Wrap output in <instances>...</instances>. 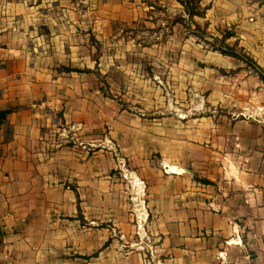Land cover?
I'll use <instances>...</instances> for the list:
<instances>
[{
  "label": "crops",
  "instance_id": "0c3cea01",
  "mask_svg": "<svg viewBox=\"0 0 264 264\" xmlns=\"http://www.w3.org/2000/svg\"><path fill=\"white\" fill-rule=\"evenodd\" d=\"M198 2L204 12L194 25L232 31L229 44L264 75V0ZM57 11L54 3L0 0V264H264V119L248 115L247 84L257 78L246 72L229 95L206 102L227 112L168 129L110 123L92 102L99 91L84 70L89 59ZM236 65L229 57V71ZM55 118L60 131L80 128L82 141L91 133L100 141L109 123V138L145 185L134 187L143 192L146 240L136 238L122 181L106 177L115 169L111 157L54 138ZM106 183L120 189L116 213L91 217L90 189ZM91 221L110 222L124 239L106 244L109 230L92 229Z\"/></svg>",
  "mask_w": 264,
  "mask_h": 264
},
{
  "label": "rangeland",
  "instance_id": "374dc122",
  "mask_svg": "<svg viewBox=\"0 0 264 264\" xmlns=\"http://www.w3.org/2000/svg\"><path fill=\"white\" fill-rule=\"evenodd\" d=\"M28 1L41 6L54 3L58 9V22H68L69 39L74 47H83V56L88 57L90 68L84 70L92 73L91 85L97 86L99 91L92 102L98 111L105 112L110 118L108 122L118 118L117 122L121 121L122 126L152 123L155 128L168 129L178 121L187 123L191 118L209 117L212 111L227 112L223 108L211 109L206 102L229 95V85L237 84L246 72H249L248 77L257 78L247 84L251 101L248 115L255 120L264 119V104L260 105L261 71L236 42L229 44L232 31L225 28L209 31L206 23L194 25V16L190 17L180 3L186 0H175L184 13L172 8V2L167 0ZM133 5L135 12H132ZM192 7L196 8L194 4L188 6L189 9ZM203 12L195 16L200 17ZM229 57L237 63L230 71ZM73 66L81 67V64L75 60ZM101 98L105 99L104 106H101ZM53 121L56 127L53 134L58 132L54 138L63 134L69 145L88 151L90 157L98 151L111 157L110 164L115 163V169L107 170L106 177L122 181L133 226V199L137 198L134 186L139 184L144 189L145 185L119 146L109 138V123L106 132L100 135V141L93 139L92 133L90 139L82 141L80 128L60 131L61 121L58 118ZM160 167H163L161 161ZM119 192L120 189H115L111 183L90 189L91 217L115 214ZM89 224L92 229L109 230L111 238H107L106 244L111 239H124L116 235L110 222L100 227L93 221ZM123 244H129V241ZM145 244L146 248L155 250L149 239Z\"/></svg>",
  "mask_w": 264,
  "mask_h": 264
},
{
  "label": "built area",
  "instance_id": "2783aa9c",
  "mask_svg": "<svg viewBox=\"0 0 264 264\" xmlns=\"http://www.w3.org/2000/svg\"><path fill=\"white\" fill-rule=\"evenodd\" d=\"M139 192L141 195H138ZM139 192H137V198L133 199V203H135L133 212H134V219H135V224H136V229H137V231L135 232L136 233L135 235L138 237L140 241H142V240L147 239L144 233V228H143L146 224L147 216H145V210L143 207L144 202L143 200L142 201L140 200V198L143 196V192L141 189Z\"/></svg>",
  "mask_w": 264,
  "mask_h": 264
},
{
  "label": "trees",
  "instance_id": "16d2710c",
  "mask_svg": "<svg viewBox=\"0 0 264 264\" xmlns=\"http://www.w3.org/2000/svg\"><path fill=\"white\" fill-rule=\"evenodd\" d=\"M180 3L184 6V8L187 11V14L190 17L201 14V11H199V10H198V12L196 11V9H198V3H199L198 0H186V1H182ZM192 4H194L196 8L192 7L191 9H189L188 6H190ZM259 76H260V79L264 82V75L260 74Z\"/></svg>",
  "mask_w": 264,
  "mask_h": 264
}]
</instances>
